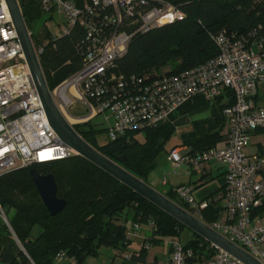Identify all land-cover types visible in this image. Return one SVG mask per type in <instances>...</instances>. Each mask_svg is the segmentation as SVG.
<instances>
[{"label": "built area", "instance_id": "built-area-1", "mask_svg": "<svg viewBox=\"0 0 264 264\" xmlns=\"http://www.w3.org/2000/svg\"><path fill=\"white\" fill-rule=\"evenodd\" d=\"M39 3L44 11L56 9L66 18V28L54 34V39L69 34L76 25L85 30L80 45L82 66L52 91L57 104L67 118L66 109L77 102L88 111L86 121L103 114L111 139L167 121L197 96L211 101L226 88L233 90L234 102L223 109L227 133L224 142L200 153L177 146L171 149L168 159L196 169L212 161L225 166V185L220 195L223 210L212 223L203 216L210 199H196L188 185L176 187V194L193 215L264 264V213L253 216V210L264 205V155L246 152L252 133L264 130V106L256 100L264 84L262 40L249 41L223 30L212 35L218 55L200 66L154 77L126 76L117 71V60L127 52L133 36L184 19L186 13L180 6L169 0H88L82 6L73 0ZM256 33L253 31V35ZM36 51L40 56L43 49ZM73 117L81 121V117ZM75 153L49 122L7 3L0 0V176ZM0 216L11 227L1 204ZM150 225L153 227V222ZM139 226L133 224L127 239L137 234ZM169 242L170 256L163 264H245L209 241L206 254L185 247L178 238ZM125 257L132 258V254L126 253ZM56 259L76 263L63 251Z\"/></svg>", "mask_w": 264, "mask_h": 264}, {"label": "trees", "instance_id": "trees-1", "mask_svg": "<svg viewBox=\"0 0 264 264\" xmlns=\"http://www.w3.org/2000/svg\"><path fill=\"white\" fill-rule=\"evenodd\" d=\"M73 1L82 6L88 0ZM169 1L180 6L186 17L135 34L127 52L117 60L119 73L126 76L150 74L154 77L200 66L218 55L219 48L212 35L223 30L245 36L249 41L257 38L264 45V0ZM20 5L30 28L44 10L39 0H20ZM255 30L257 33L253 35ZM84 36L85 30L81 25L56 39L49 30L42 38L32 32L35 47L43 49L39 58L51 91L81 68L83 57L80 45ZM167 65H171L169 71L151 73ZM233 102L234 92L230 88L211 101L197 96L183 104L167 121L143 130L128 131L117 139L110 138L101 146H96V129L92 119L74 124V127L104 155L149 183V176L162 152L169 154L174 147L186 146L191 153H200L224 142L227 133L223 109ZM208 111L210 114L206 118L190 123L192 128L182 134L180 144L167 149L168 141L177 132L175 123L180 117ZM255 132L264 130L256 129ZM138 133H143L142 140L136 136ZM31 169L55 176L58 196L66 200L62 212L56 215L49 213L35 186ZM175 188L169 189L166 195L187 208V204L178 198ZM0 204L25 249L10 264H56V256L61 251L74 258L75 264H85L87 258L98 254L101 246L126 250L130 244L127 239L129 220L132 221L131 226L153 222L152 244L168 238L180 239L187 228L116 177L76 153L1 175ZM222 210L221 204L211 201L203 210L204 219L212 223ZM263 213L264 205L253 210L254 217ZM35 226L41 228V233L33 238ZM184 245L198 254H206L209 243L193 232ZM144 251L145 247L140 253L141 260ZM131 254L132 258H136L135 253Z\"/></svg>", "mask_w": 264, "mask_h": 264}, {"label": "water", "instance_id": "water-1", "mask_svg": "<svg viewBox=\"0 0 264 264\" xmlns=\"http://www.w3.org/2000/svg\"><path fill=\"white\" fill-rule=\"evenodd\" d=\"M5 1L18 33L19 40L22 44L23 52L36 88L43 102L47 117L60 140L65 145L72 148L76 154L84 156L103 170L107 171L135 192L139 193L141 196L179 220L188 229L197 233L205 240L214 243L245 264H262L238 244L232 242L227 237L214 230L210 225L197 218L184 206L172 200L166 194L158 191L115 160L104 155L80 135L75 129L73 123L69 121L57 104L53 92L49 88L40 63V58L32 39V33L28 28L20 3L18 0ZM209 114L210 112L208 111L207 113H200L193 116L184 115L180 117L175 124L177 127H181L190 124L191 122L204 119ZM31 174L40 198L49 213L51 215H56L62 212L66 206V200L58 196V185L55 176L52 173L41 174L36 169H31Z\"/></svg>", "mask_w": 264, "mask_h": 264}, {"label": "crops", "instance_id": "crops-1", "mask_svg": "<svg viewBox=\"0 0 264 264\" xmlns=\"http://www.w3.org/2000/svg\"><path fill=\"white\" fill-rule=\"evenodd\" d=\"M264 89V84L259 87L257 94V103L264 106V95L260 93V89ZM178 128V127H177ZM178 131V129H177ZM189 131V130H188ZM256 138V146L249 144L246 148V152L249 154L259 153L264 155V146L262 145L264 140V132H253L251 138ZM223 143V142H222ZM219 143V144H222ZM168 158V156H167ZM171 166L168 171V179H164L162 182L152 183L153 187L158 191L167 194L169 189H174L180 185H188L192 188L193 195L198 200L210 199L211 201L218 202L223 205V201L220 200L221 191L225 185V166L216 161L204 164L200 169L193 168L187 164H180L168 159ZM150 178V176H149ZM149 180V179H148ZM131 220L127 221L128 225H131ZM6 225V226H5ZM132 227V226H131ZM41 233V228L35 226L32 230V237L36 238ZM191 232L189 233V236ZM153 236V228L150 224L141 223L137 229V234L130 240V244L126 250H119L118 254H115V250L112 251V262L117 260V264H163L165 263L171 252V244L169 238L152 244L150 239ZM148 245L149 247H146ZM143 252V259L141 260V252ZM24 246L15 234L12 227H10L0 216V264H10V262L18 257L21 251H24ZM126 253H135L136 258H126ZM119 257V259H115ZM88 259V258H87ZM97 261V260H96ZM90 263H97L89 261ZM56 264H73L68 259L57 260Z\"/></svg>", "mask_w": 264, "mask_h": 264}, {"label": "rangeland", "instance_id": "rangeland-1", "mask_svg": "<svg viewBox=\"0 0 264 264\" xmlns=\"http://www.w3.org/2000/svg\"><path fill=\"white\" fill-rule=\"evenodd\" d=\"M67 26V21L66 18L63 14L58 12L56 9H52L50 11H43V13L36 18L30 25L29 30L34 32L36 35L40 36L41 38L44 36L46 33V30H49L52 35L54 34H60L64 31V29ZM46 43V40H44ZM171 68V65L164 66L160 69H154L151 73H165L169 71ZM260 93L264 95V89H260ZM264 105V104H263ZM66 108H64L65 110ZM69 111V115L71 118L73 115L75 117H81V121H71L70 118L69 120L71 123L77 124L84 122L86 120L85 117L88 115V111L83 107L79 102H77L75 105H73L70 109H66ZM67 111V112H68ZM72 115V116H71ZM93 124L95 125L96 129V146H101L108 141H110V137L107 131V122L104 119V115L100 114L92 118ZM192 124H187L181 127H178V131L176 132L175 135L168 141L167 143V149H170L172 146L176 144H180L182 142V134L188 130H191ZM139 139H143V133H138L136 135ZM250 144H256V138L254 136L250 139ZM253 145V146H254ZM262 145L264 146V140ZM256 146V145H255ZM257 147V146H256ZM168 153L162 152L157 160V166L156 168L151 172L150 178L148 180L149 184L153 187L152 183L155 184L154 182H162L164 179H168V171H170L171 166L173 164H170L168 161ZM132 225V224H131ZM131 225H128V230L131 229ZM191 232L190 235L193 234V232L186 228L183 230V232L180 235L181 241L185 244L188 242V240L191 238L189 236V233ZM135 238H132V240ZM112 251L113 249L107 246H101L98 250V254L96 256H90L85 264H111L112 262ZM115 259H119V257H116ZM98 262H97V261ZM89 261H94L97 263H90ZM113 264H117V260Z\"/></svg>", "mask_w": 264, "mask_h": 264}, {"label": "bare ground", "instance_id": "bare-ground-1", "mask_svg": "<svg viewBox=\"0 0 264 264\" xmlns=\"http://www.w3.org/2000/svg\"><path fill=\"white\" fill-rule=\"evenodd\" d=\"M68 117L70 118L71 121H76V120H77V118H74V117L71 118L70 116H68ZM69 118H68V119H69ZM70 120H69V121H70ZM71 121H70V122H71Z\"/></svg>", "mask_w": 264, "mask_h": 264}]
</instances>
